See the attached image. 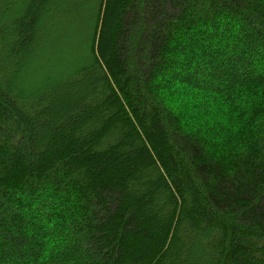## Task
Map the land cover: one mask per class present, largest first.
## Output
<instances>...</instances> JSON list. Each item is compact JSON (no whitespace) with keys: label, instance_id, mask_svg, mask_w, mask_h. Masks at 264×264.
Listing matches in <instances>:
<instances>
[{"label":"trees","instance_id":"trees-1","mask_svg":"<svg viewBox=\"0 0 264 264\" xmlns=\"http://www.w3.org/2000/svg\"><path fill=\"white\" fill-rule=\"evenodd\" d=\"M0 264H264V0H0Z\"/></svg>","mask_w":264,"mask_h":264},{"label":"rangeland","instance_id":"rangeland-1","mask_svg":"<svg viewBox=\"0 0 264 264\" xmlns=\"http://www.w3.org/2000/svg\"><path fill=\"white\" fill-rule=\"evenodd\" d=\"M196 36H192V40H194ZM169 41H173V44L174 45H180L182 42L181 40H178L177 38L175 37H169L168 38ZM221 55H224V53H221ZM161 66V65H160ZM196 69H197V66H194ZM235 67V66H230L229 69L232 70V68ZM199 70V68H198ZM177 72V71H176ZM156 76L158 77H162V76H166V75H172V74H175L174 71L171 69V67H167V66H164V67H160L159 69L156 70ZM178 75H180L179 73H177ZM199 73H193V70L188 66V67H185V71L182 73L183 76H193L194 79L198 80L199 78Z\"/></svg>","mask_w":264,"mask_h":264}]
</instances>
